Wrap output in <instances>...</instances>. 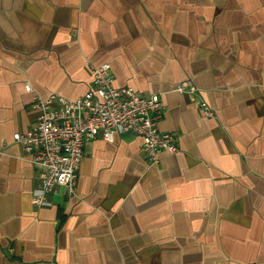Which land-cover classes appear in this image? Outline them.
Here are the masks:
<instances>
[{"label":"crops","instance_id":"crops-1","mask_svg":"<svg viewBox=\"0 0 264 264\" xmlns=\"http://www.w3.org/2000/svg\"><path fill=\"white\" fill-rule=\"evenodd\" d=\"M103 62L160 95L178 150L150 163L139 136L90 140L75 194L36 208L13 133ZM0 264H264V0H0Z\"/></svg>","mask_w":264,"mask_h":264},{"label":"built area","instance_id":"built-area-1","mask_svg":"<svg viewBox=\"0 0 264 264\" xmlns=\"http://www.w3.org/2000/svg\"><path fill=\"white\" fill-rule=\"evenodd\" d=\"M91 84L75 99L50 93L37 97L32 109L37 116L23 132L13 133V141L29 156L34 167L36 187L32 203L36 208L51 204L50 195L58 187L75 194L78 167L84 157L86 142L101 138L113 141L115 135L130 134L142 140L144 159L158 163V155L178 150L177 137L162 132L158 121L164 113V105L158 93L143 95L132 86L113 85L114 75L108 62L89 65ZM30 91L29 84L24 86ZM178 92L196 90L189 81L175 86ZM200 109L208 117L214 111L200 103Z\"/></svg>","mask_w":264,"mask_h":264}]
</instances>
